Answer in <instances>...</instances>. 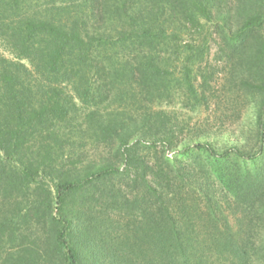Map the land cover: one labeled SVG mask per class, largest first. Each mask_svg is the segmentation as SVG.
<instances>
[{
  "label": "trees",
  "instance_id": "1",
  "mask_svg": "<svg viewBox=\"0 0 264 264\" xmlns=\"http://www.w3.org/2000/svg\"><path fill=\"white\" fill-rule=\"evenodd\" d=\"M219 200L264 222V0H0V264H264Z\"/></svg>",
  "mask_w": 264,
  "mask_h": 264
},
{
  "label": "rangeland",
  "instance_id": "2",
  "mask_svg": "<svg viewBox=\"0 0 264 264\" xmlns=\"http://www.w3.org/2000/svg\"><path fill=\"white\" fill-rule=\"evenodd\" d=\"M217 45L215 42L210 43V53L207 56V59L210 60L212 62V60L214 59V54L217 52ZM221 67V65L219 66V68ZM218 68V69H219ZM217 70V69H216ZM231 93L228 97L227 102L225 103V107L229 109H233L230 113L235 114L237 112V110H242L240 113V116L238 119H230L227 120V123L224 125V129L225 128H229L230 130L234 129L235 131H238V128L240 126H243L245 124L242 123L243 118H244V114L246 112L245 106L243 105L242 102H244V97L239 93V91L234 90V88H230ZM179 94H176L175 97L171 100H169L168 102L165 101V99H163V101L158 104L159 106L163 107V108H169V109H173V111L178 112V119L177 121L180 122H184L186 125V128L188 129H194L195 126L198 125H202V126H206V127H214L216 128L217 125L214 122L215 117H213L212 115V111L215 109V105L214 103L210 104L209 108H204L203 106L201 107H196V108H185V106H182L180 103V99L176 98V96H178ZM222 107V104H221ZM175 128V127H173ZM236 128V129H235ZM174 130H178L177 128H175ZM179 132V131H178ZM180 133V136L183 138L184 137V133ZM88 153H91L90 150H88ZM83 159V157H82ZM256 166H258L259 163H254ZM253 164L248 165V167H252ZM210 190L215 191L216 193H220L221 192V186L218 184L217 180H214V178L210 175L209 179L207 181V183L205 184ZM222 194V193H221ZM219 207L217 208V212L220 214H227L228 218H229V224L231 226V230L233 232H237V233H243V234H247V236L250 237H255V236H260L264 234V230L260 229V225L263 224L264 222L260 219L256 220L255 222H253L254 225L253 228L254 229H250L252 225L247 224V219L245 220V222H243L241 224V227L238 226L237 224V220L239 218H241V213L239 211H237L236 209H234L233 206L228 205L225 201H221L219 200L218 202ZM222 216V215H221Z\"/></svg>",
  "mask_w": 264,
  "mask_h": 264
}]
</instances>
